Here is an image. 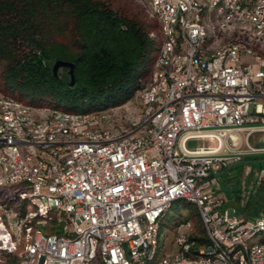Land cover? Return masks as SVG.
<instances>
[{"label": "built area", "instance_id": "2783aa9c", "mask_svg": "<svg viewBox=\"0 0 264 264\" xmlns=\"http://www.w3.org/2000/svg\"><path fill=\"white\" fill-rule=\"evenodd\" d=\"M140 1L161 43L134 108L73 111L0 90V264H264V214L246 212L264 168L228 205L229 154L185 147L264 130V64L245 59L264 63V0ZM212 13L239 37L211 45ZM178 199L195 204L206 241L184 219L169 251L162 216Z\"/></svg>", "mask_w": 264, "mask_h": 264}, {"label": "trees", "instance_id": "16d2710c", "mask_svg": "<svg viewBox=\"0 0 264 264\" xmlns=\"http://www.w3.org/2000/svg\"><path fill=\"white\" fill-rule=\"evenodd\" d=\"M67 33L74 40L61 39ZM160 43V23L150 12L145 20L123 14L109 0H0V90L34 105L73 111L122 105L137 97ZM57 60L75 63V84L66 81L67 65L54 73ZM110 98L116 100L100 103ZM82 103L89 107L77 108ZM248 158L253 171L264 167V155ZM241 172H224L222 188L232 199L240 197ZM262 209L264 178L246 212L251 217ZM187 219L195 223L194 236L205 242L196 207Z\"/></svg>", "mask_w": 264, "mask_h": 264}, {"label": "rangeland", "instance_id": "374dc122", "mask_svg": "<svg viewBox=\"0 0 264 264\" xmlns=\"http://www.w3.org/2000/svg\"><path fill=\"white\" fill-rule=\"evenodd\" d=\"M113 7H115L120 13L132 15V16H138L141 19H146V12L149 13V10L147 9L144 2L140 0H109ZM254 0H248L249 4H252ZM223 20L219 19L215 13H212L209 17H207V21H205V24L208 28L209 33V43L213 46H218L223 43H227L233 39H236L239 37L237 34V31L230 29L221 30L218 28V25ZM61 39L64 40H74V36L71 33H67L64 36H62ZM256 49L262 53H264V47L258 46ZM246 60H249L250 62L255 63V59L251 56H246ZM259 64H264L263 61H260ZM146 66L141 67L143 69ZM147 79H144L146 81ZM116 98H110V99H103L100 100V103H112L115 101ZM131 104H129V107L134 108L137 106V97L135 96L133 100H131ZM89 105L87 103H82L78 105L77 108L80 109H86ZM125 107H120L117 110H124ZM245 134V133H244ZM250 148L254 147L257 149H261L264 147V130H253L248 138ZM216 141L209 139V138H202V137H192L189 138L185 142V146L189 149H194L197 146L200 145H212L215 144ZM244 147H248L247 144L244 145ZM252 149V148H251ZM264 168V167H263ZM261 169L257 170L260 171ZM256 172V171H255ZM233 174V173H232ZM254 174V171H248V169L243 171V174L241 175V179H246V182L248 183L251 181L252 176ZM221 179V177H220ZM238 198L235 199V202H237ZM195 204L187 201L185 199H178L175 200L172 205L167 208V210L164 212V215L162 216V224L160 229V245L165 244L168 247V250L170 251L172 249V240L174 238L175 234V226L178 224V222L189 218L192 216V209L195 208ZM264 214V209H262L259 214ZM257 215V214H256ZM58 230H61L60 226H57ZM256 240H260L264 242V230L258 232L255 237ZM161 254V251L158 252L157 257H159ZM149 264V263H147Z\"/></svg>", "mask_w": 264, "mask_h": 264}, {"label": "crops", "instance_id": "0c3cea01", "mask_svg": "<svg viewBox=\"0 0 264 264\" xmlns=\"http://www.w3.org/2000/svg\"><path fill=\"white\" fill-rule=\"evenodd\" d=\"M246 61H249V60H246ZM252 64L254 66H260L261 65V64H259V61L255 62V63L252 62ZM231 132H232L233 138L235 140L229 135H225L224 137H216V136L208 135V132H205L202 135L195 136V137L209 138V139L216 141V143L212 144V145H200L197 147L204 146V147H215L216 148L217 146H219L220 148H218V149L222 148L221 150L223 152L228 153L229 156L231 157L230 161H229V170L232 171L233 175L236 174L238 169L242 170L241 175L243 174V171L246 169H248V171L249 170L253 171V167H252L251 162H250L251 158H248V156L249 155H251V156L264 155V147H262L261 149H251L250 148V144L248 141L250 133H249L247 127H242L241 129H233ZM245 144H247L248 147H244ZM196 148H194V149L187 148L186 150H195ZM257 170H259V169H255L254 172ZM220 177H221V179L219 178L220 187L223 190L221 183H223L224 173ZM234 200L235 199H232L229 196V202L227 204L231 205L232 203H236V202H234Z\"/></svg>", "mask_w": 264, "mask_h": 264}, {"label": "water", "instance_id": "95a60500", "mask_svg": "<svg viewBox=\"0 0 264 264\" xmlns=\"http://www.w3.org/2000/svg\"><path fill=\"white\" fill-rule=\"evenodd\" d=\"M63 65H67L68 66V69H67V77H66V81L68 83H70L71 85L75 84V75H74V66H75V63L74 62H64V61H60V60H57L54 62V65H53V70H54V73L56 75H58V72L59 70L61 69V67Z\"/></svg>", "mask_w": 264, "mask_h": 264}, {"label": "bare ground", "instance_id": "6f19581e", "mask_svg": "<svg viewBox=\"0 0 264 264\" xmlns=\"http://www.w3.org/2000/svg\"><path fill=\"white\" fill-rule=\"evenodd\" d=\"M203 133H205V132H203ZM222 140H223V139H222ZM217 148H220V147H219V146H217V147H216V149H217Z\"/></svg>", "mask_w": 264, "mask_h": 264}]
</instances>
